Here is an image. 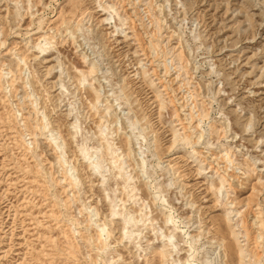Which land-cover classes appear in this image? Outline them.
<instances>
[{
  "label": "rangeland",
  "instance_id": "obj_1",
  "mask_svg": "<svg viewBox=\"0 0 264 264\" xmlns=\"http://www.w3.org/2000/svg\"><path fill=\"white\" fill-rule=\"evenodd\" d=\"M0 264H264V0H0Z\"/></svg>",
  "mask_w": 264,
  "mask_h": 264
},
{
  "label": "bare ground",
  "instance_id": "obj_2",
  "mask_svg": "<svg viewBox=\"0 0 264 264\" xmlns=\"http://www.w3.org/2000/svg\"><path fill=\"white\" fill-rule=\"evenodd\" d=\"M92 66L90 67L91 70ZM94 165V164H93ZM91 166V165H90ZM162 253V256H165V253H163L162 251H160Z\"/></svg>",
  "mask_w": 264,
  "mask_h": 264
}]
</instances>
